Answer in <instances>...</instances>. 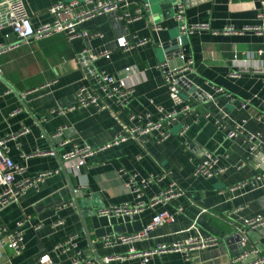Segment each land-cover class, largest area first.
<instances>
[{
	"label": "crops",
	"instance_id": "obj_1",
	"mask_svg": "<svg viewBox=\"0 0 264 264\" xmlns=\"http://www.w3.org/2000/svg\"><path fill=\"white\" fill-rule=\"evenodd\" d=\"M59 1L73 0H25L34 28L52 21L47 10ZM260 1L132 0L131 10L145 2L149 5V11L140 19L127 24L117 13L96 16L80 26L88 36L73 39L58 32L39 41L20 43L11 28L0 29V44L19 42L16 48L0 55V138L16 135L7 143L8 155L26 168V176L51 172L0 210V224L8 229L30 217V224L23 230L20 255L14 257L4 251L0 264H41L45 254L54 264H70L77 252L82 264H98L84 233L82 213L89 239L104 264H143L141 257L129 256L131 249L139 254L161 244L186 242L197 235L213 236L218 243L191 252L188 261L179 253H165L152 256L146 264H248L254 256L250 255L252 251L257 259L264 257V224L244 229L247 242L241 248L237 232L244 219L264 217V179L258 189L230 191L264 169L250 151L253 143L264 152V34L241 31L259 24ZM178 4L183 5L188 24L209 26V30L181 36L184 56L193 61L192 70L183 73L180 80L189 111L177 117L166 141L157 142L153 134L128 139L86 159L78 176L68 173L62 156L71 145L98 148L121 132L130 115L149 113L155 120L157 107L172 108L156 65L166 59L170 67L180 63L176 56L179 29L174 19ZM226 27L236 33H222ZM118 38L146 42L124 51L117 46ZM103 52H109V58L97 57ZM126 67H135L136 71L129 82L133 91L121 97L127 102L125 106L115 98L101 96L108 104L105 110L75 107L80 87L99 93L95 73L104 71L116 76ZM245 69L248 71L233 76ZM221 112L225 116L218 126L215 120ZM235 123L243 124L242 134L229 139L227 133ZM59 128L62 132L56 137ZM23 129L28 132L17 136ZM255 133H259V139L249 142L247 136ZM63 140L70 144L61 147ZM204 152L217 156L219 165L226 167L222 176L207 179L193 175ZM164 175V179L149 184L139 199L128 187L132 177L140 180ZM170 181L184 193L165 207L175 215L173 224L155 229L147 240L105 244V239L141 231L163 207L154 205L133 216L117 217L103 215L101 209L133 206L138 200L147 202ZM70 184L80 194L76 197L81 213L74 205ZM38 223L39 229L31 228ZM69 238L75 248L63 253L53 251L56 244ZM241 252L249 256L239 258Z\"/></svg>",
	"mask_w": 264,
	"mask_h": 264
},
{
	"label": "built area",
	"instance_id": "obj_2",
	"mask_svg": "<svg viewBox=\"0 0 264 264\" xmlns=\"http://www.w3.org/2000/svg\"><path fill=\"white\" fill-rule=\"evenodd\" d=\"M132 0H73L69 2L59 1L54 3L48 8V13L52 17V21L40 25L34 28L30 15L25 6V0H0V29L3 27L11 28L13 34L17 37L19 42L26 43L31 39L37 41L49 37L52 33L63 32L69 39L81 38L88 36V32L80 30V26L87 20L93 19L96 16H101L109 13H117L118 17L125 21V23H131L135 20L140 19L144 13L149 11V5L147 2L143 3L139 8L134 10L130 9ZM259 24L256 26H246L241 31L254 32L257 35L264 34V0L260 1V12H259ZM174 19L178 23L179 36L177 37V53L180 63L176 67L169 66V59L158 63L156 68L161 71L164 84L168 89V97L172 103V108L165 110L162 107H157V118L152 119L151 115L147 113L145 116L130 115L128 117V123L125 124L120 133H118L111 142L104 144L98 148H91L89 146L77 148L76 145H71V149L62 156L65 170L74 175H79V169L86 162V159L95 156L99 152H102L112 146H117L124 143L128 139H141L143 136L153 134L157 142H164L170 137V127L175 122L179 115H185L189 109L185 105L183 97V89L180 85V80L183 77V73L191 71L193 61L184 56V48L181 42V36H189L198 31L209 30V26L206 23L201 24H188L185 20L184 7L182 4H178L176 11L174 12ZM155 30L159 28L155 27ZM240 31V32H241ZM224 34L236 33L232 27H226L222 31ZM90 34V37H93ZM18 42V43H19ZM117 46L124 50L129 51L135 47L143 45L146 40H139L138 42H128L125 38L117 39ZM18 43L13 44H0V55L4 54L13 48L18 46ZM259 54L262 51L258 52ZM109 52L100 53L97 57L109 58ZM136 71L135 67H126L116 76L107 74L104 71L95 73L94 81L97 85L98 92L93 89L82 86L76 92V104L75 107H86L92 106L96 110H105L108 108V104L101 98V96L110 99L115 98L116 102L121 106L126 105V101H122L121 97L131 93L133 91L129 84L132 79V74ZM248 71L247 69L241 70L233 74L237 76L242 72ZM256 72H261L256 69ZM219 91L221 89L219 88ZM208 96V95H207ZM208 98H210L208 96ZM245 107V104L242 105ZM264 110V103L262 104ZM74 106L68 108L73 109ZM209 115L205 114L207 118ZM225 113H220V118L215 120V124L221 126V121L224 118ZM243 124H234L233 128L227 133V138H235L242 134ZM187 129L185 126L181 134ZM27 129H23L20 133H27ZM62 128H59L54 136H60ZM259 133L249 134L247 140L250 142L254 139H259ZM16 138L15 136H9L0 138V210L15 201L18 197L22 196L25 191L30 187H36L41 183L51 172H44L37 174L33 177L26 176V168L20 164H16L8 155L7 143ZM69 141H61L60 146L69 145ZM250 151L256 156L259 153V149L251 143ZM219 159L217 156L204 152L201 157V161L195 167L193 175L195 177L203 178H218L222 176L226 167L219 165ZM167 175V174H165ZM160 176L159 178H142L136 180L132 177L129 181V188L132 193L139 199L142 195L143 190L151 184L154 180H162L166 176ZM16 177H20L16 180ZM264 179V170L259 171L253 178L242 182L236 186L230 188V191H235L243 188L258 189L261 186L262 180ZM184 193L178 188L175 182L170 181L165 189L158 192L156 195L151 197L147 202L138 200L135 205L130 206L123 204L120 206H111L109 208L101 209V214L107 216H133L139 214L146 207H152L154 205H161L163 209L155 213L151 221L139 232L129 236H117L113 239H105V244H111L112 242H118L120 244H128L138 241L147 240L149 235L155 229L173 224L175 222V215L169 212L165 207L169 201L173 198L182 196ZM73 206V203H69ZM177 212H181V208H178ZM30 217L20 219L16 222L13 229H8L6 226L0 224V259L4 251H8L11 256L20 255L23 249V230L26 225L30 224ZM57 224H60L59 222ZM264 224V217L255 216L253 218L244 219L241 226L237 227L239 234L238 243L240 248L243 247L247 238L244 233V229L253 230L256 227ZM41 224H33L31 228L34 230L39 229ZM194 227V226H192ZM218 239L213 236L202 237L197 235L196 237H190L186 242H175L172 244H161L156 248H151L142 253H136L134 250L129 251V256L135 255L142 258V263L146 264L154 255L165 254V253H179L184 256V260L188 261L191 259V252L200 251L208 247L217 245ZM76 246L72 243V239L69 238L67 241L56 244L53 247L54 252L63 253L75 248ZM239 258H245L249 255L243 253ZM252 260L248 264H263L264 257L257 259L256 252L252 251ZM80 253L72 259L70 264H82L83 260L79 258ZM123 259V258H117ZM41 264H54L50 259L49 254H45L40 258ZM104 264V263H103Z\"/></svg>",
	"mask_w": 264,
	"mask_h": 264
},
{
	"label": "water",
	"instance_id": "obj_3",
	"mask_svg": "<svg viewBox=\"0 0 264 264\" xmlns=\"http://www.w3.org/2000/svg\"><path fill=\"white\" fill-rule=\"evenodd\" d=\"M52 149L54 150V148H52ZM255 157H256V159L260 160V161L264 164V152L261 151V152L257 153ZM61 167H62V170L64 171L63 164L61 165ZM263 170H264V169H263ZM64 172H66V171H64ZM66 176H67V179H68V181H69V183H70V179H69V177H68L67 174H66ZM69 186H70V189H71L72 193L74 194V197H73L74 205H75V207L77 208L78 213H81V211H80V210H81V206H80V204L77 202V198H78V197H76V196H79L80 194H76L77 192L75 191V189L72 187L71 184H70ZM80 215H81V219H82V224H83V228H84V233H85V235H86V237H87V240H88V243H89L90 248L94 251L95 259H96V261H97L98 264H103V263L101 262V260L99 259V257L96 255V252H95V250H94V247H93V245H92V243H91V241H90V239H89V234H88L87 228H86L85 223H84V217L82 216V215H84V213H82V214H80ZM238 239H239V238H238Z\"/></svg>",
	"mask_w": 264,
	"mask_h": 264
},
{
	"label": "trees",
	"instance_id": "obj_4",
	"mask_svg": "<svg viewBox=\"0 0 264 264\" xmlns=\"http://www.w3.org/2000/svg\"><path fill=\"white\" fill-rule=\"evenodd\" d=\"M53 5V4H52ZM48 11V10H47Z\"/></svg>",
	"mask_w": 264,
	"mask_h": 264
}]
</instances>
